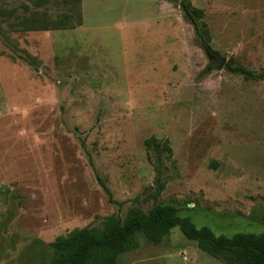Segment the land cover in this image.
Here are the masks:
<instances>
[{"label":"rangeland","instance_id":"1","mask_svg":"<svg viewBox=\"0 0 264 264\" xmlns=\"http://www.w3.org/2000/svg\"><path fill=\"white\" fill-rule=\"evenodd\" d=\"M63 1L0 0V264H49L58 238L156 205L216 236L264 234V80L226 70L264 75V0H190L216 59L182 0H81L75 29H16ZM138 240L117 264H228L178 227Z\"/></svg>","mask_w":264,"mask_h":264},{"label":"trees","instance_id":"2","mask_svg":"<svg viewBox=\"0 0 264 264\" xmlns=\"http://www.w3.org/2000/svg\"><path fill=\"white\" fill-rule=\"evenodd\" d=\"M66 12L55 19L48 13L33 14L15 25L20 32L72 30L82 25L81 0H64ZM181 10L193 25L202 49L213 59L211 34L204 22V10L195 8L190 0H182ZM12 17V12L0 11V17ZM32 64L34 59H30ZM214 65H210V69ZM226 70L242 75L247 80H264V75L253 72L231 59ZM147 148L159 154H172L167 142L155 138L146 141ZM106 189V187H105ZM108 192V189H106ZM173 206L156 205L147 212L132 210L126 220L116 216L106 217L102 227H86L72 232L68 237L58 238L51 244L53 256L49 264H117L125 253L140 248L138 235L142 234L149 243L160 244L174 229L179 228L189 241L197 242L204 252L224 259L228 264H264V234H236L232 237L216 236L209 228H198L189 218H181Z\"/></svg>","mask_w":264,"mask_h":264},{"label":"water","instance_id":"3","mask_svg":"<svg viewBox=\"0 0 264 264\" xmlns=\"http://www.w3.org/2000/svg\"><path fill=\"white\" fill-rule=\"evenodd\" d=\"M216 56L218 57L219 55L216 54ZM225 62H226V60L223 59L219 69H223L224 68Z\"/></svg>","mask_w":264,"mask_h":264}]
</instances>
